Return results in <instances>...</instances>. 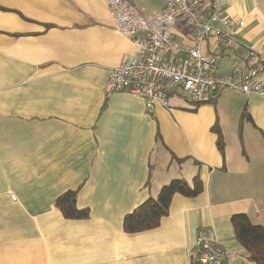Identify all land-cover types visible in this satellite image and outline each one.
Segmentation results:
<instances>
[{
	"label": "crops",
	"instance_id": "crops-1",
	"mask_svg": "<svg viewBox=\"0 0 264 264\" xmlns=\"http://www.w3.org/2000/svg\"><path fill=\"white\" fill-rule=\"evenodd\" d=\"M127 1L144 16L166 2ZM225 1L245 22L238 40L264 56V0ZM142 35L118 31L104 0H0V264H192L205 227L225 244L227 264H256L231 217L264 226V98L224 90L195 103L172 88L169 107L150 113L142 97L108 92L111 69L138 54ZM171 37L186 58L191 25L178 19ZM200 49L220 74L243 53L214 38ZM195 176L203 191L176 193L158 227L124 230L125 215L164 184ZM70 189L86 218L56 207Z\"/></svg>",
	"mask_w": 264,
	"mask_h": 264
},
{
	"label": "built area",
	"instance_id": "built-area-1",
	"mask_svg": "<svg viewBox=\"0 0 264 264\" xmlns=\"http://www.w3.org/2000/svg\"><path fill=\"white\" fill-rule=\"evenodd\" d=\"M104 1L118 31L128 36L143 32L136 39L138 54L111 69L108 92L136 94L144 99L150 113L158 103L169 107L172 88L183 91L196 103L213 101L224 90L264 98V56L238 40L245 22L228 15L225 0H166L164 9L151 16L142 15L127 0ZM178 19L191 25L195 37L188 56L179 60L180 44L171 37ZM207 38H214L228 49L243 50L229 73H218L217 58L201 51L200 43ZM228 256L214 229L201 228L191 249L192 264H227Z\"/></svg>",
	"mask_w": 264,
	"mask_h": 264
},
{
	"label": "trees",
	"instance_id": "trees-1",
	"mask_svg": "<svg viewBox=\"0 0 264 264\" xmlns=\"http://www.w3.org/2000/svg\"><path fill=\"white\" fill-rule=\"evenodd\" d=\"M218 146L223 149V137L219 135ZM204 185L199 176L192 182L184 178H174L164 184L156 197H149L132 212L125 215L123 228L128 233H137L159 226L161 219L169 214L172 197L180 193L186 197H196L203 191ZM77 190H67L56 199V207L69 219H83L88 209L77 206ZM236 240L244 247L247 256L256 264H264V226L254 224L246 213L232 215Z\"/></svg>",
	"mask_w": 264,
	"mask_h": 264
},
{
	"label": "rangeland",
	"instance_id": "rangeland-1",
	"mask_svg": "<svg viewBox=\"0 0 264 264\" xmlns=\"http://www.w3.org/2000/svg\"><path fill=\"white\" fill-rule=\"evenodd\" d=\"M186 94V93H185ZM186 96H188L187 94H186ZM188 98H190L189 96H188ZM191 99V98H190ZM192 100V99H191ZM193 101V100H192ZM194 102V101H193ZM196 103V102H195Z\"/></svg>",
	"mask_w": 264,
	"mask_h": 264
}]
</instances>
